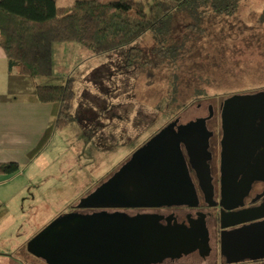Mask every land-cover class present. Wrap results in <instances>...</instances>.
Listing matches in <instances>:
<instances>
[{
  "label": "rangeland",
  "instance_id": "rangeland-1",
  "mask_svg": "<svg viewBox=\"0 0 264 264\" xmlns=\"http://www.w3.org/2000/svg\"><path fill=\"white\" fill-rule=\"evenodd\" d=\"M211 16L192 28L185 12L173 14L160 53L151 33L98 56L79 43H58L66 48L62 53L56 48L54 72L38 79L56 85L74 78L75 120L55 132L36 165L21 167L14 176L21 202L0 208L15 217L5 230L12 242H0V252L22 246L23 262L47 264L28 251L31 237L68 212L163 126L207 116L211 108L209 125L218 133L225 98L264 90V0H241L234 14ZM99 122L103 130L93 134ZM186 257H166L161 263L194 264L198 256ZM205 264L254 262L226 263L212 254Z\"/></svg>",
  "mask_w": 264,
  "mask_h": 264
},
{
  "label": "water",
  "instance_id": "water-1",
  "mask_svg": "<svg viewBox=\"0 0 264 264\" xmlns=\"http://www.w3.org/2000/svg\"><path fill=\"white\" fill-rule=\"evenodd\" d=\"M176 120L140 145L114 173L75 205L78 209L99 210L60 214L31 237L28 251L47 264H161L166 257L178 258L181 253L193 251V238L205 239V227L162 225L161 216L153 213L129 215L107 211L195 205L193 190L185 199L167 201L175 192L173 181L185 176V171L182 174L177 170L181 169L183 159L180 143L187 146L194 159H199L202 183L209 188L204 154L211 132L205 126V118L189 121L175 130ZM220 122L219 204L230 211L242 205L253 181L264 180V90L225 98ZM245 216L223 223L224 218L232 216L221 215L223 231L219 247L226 263L264 259V220L225 229L263 214Z\"/></svg>",
  "mask_w": 264,
  "mask_h": 264
},
{
  "label": "trees",
  "instance_id": "trees-1",
  "mask_svg": "<svg viewBox=\"0 0 264 264\" xmlns=\"http://www.w3.org/2000/svg\"><path fill=\"white\" fill-rule=\"evenodd\" d=\"M240 1L74 0L59 6L56 0H0V47L9 73L34 80L35 100L57 105L53 124L57 131L75 120L71 110L74 78L69 75L56 85L35 82L53 73V44L79 43L98 56L151 33L160 53L169 39L173 14L185 12L191 19L187 25L200 28L211 15L234 14ZM18 170L16 162L0 163V173L10 175ZM253 262L264 264V259Z\"/></svg>",
  "mask_w": 264,
  "mask_h": 264
},
{
  "label": "crops",
  "instance_id": "crops-1",
  "mask_svg": "<svg viewBox=\"0 0 264 264\" xmlns=\"http://www.w3.org/2000/svg\"><path fill=\"white\" fill-rule=\"evenodd\" d=\"M56 48L62 53L66 47L58 43L53 44V72L55 70L54 52ZM56 67L58 68L59 64ZM67 70L63 69L65 72ZM35 82L38 84L48 83L40 81L38 78L35 79ZM57 111L56 104L40 103L35 100L34 80H27L7 71L6 55L0 47V163L16 162L19 165V170L13 174L0 173V208L16 205L21 200L19 188L16 190L13 186L16 178L14 176L20 172L21 167L29 168L36 165L38 158L46 153V149L56 132L53 124ZM100 125L99 122V127L93 129V131L97 129L93 134L100 135L103 130L101 128L99 131L102 127ZM13 222H15L14 216H5L4 213L0 212V242H12V234H9L7 238L5 230ZM21 248L19 246V249L16 250L13 247L8 252H0V264H26L21 260L18 253ZM207 257L198 256L194 264L207 263ZM161 264L174 263L163 262Z\"/></svg>",
  "mask_w": 264,
  "mask_h": 264
},
{
  "label": "flooded vegetation",
  "instance_id": "flooded-vegetation-1",
  "mask_svg": "<svg viewBox=\"0 0 264 264\" xmlns=\"http://www.w3.org/2000/svg\"><path fill=\"white\" fill-rule=\"evenodd\" d=\"M209 113L205 118V126L208 131L211 132V135L208 137L207 146L205 151L206 164L208 165V171L210 175V185H203L201 176H200V167H199V159H194L192 154L188 152V148L184 143H180V149L182 152V164L181 169H177L181 171H185V176L177 177L176 180L173 181L175 189L174 195L168 198L167 201L185 199L188 192L193 190V196L195 200L193 203L195 205H163L160 207L154 208H127V209H108L107 211H122L129 215L142 214V213H153L161 216V224H179L180 226H184L187 229H197L199 227H205L206 230V238L202 237L193 238L195 248L193 251L187 253L188 259H191L194 256H200L202 258L210 257L212 254L214 256L220 257L223 261L225 258L220 254V233L223 231L221 228V215L228 213L229 216L222 220L223 223H230L234 220H239L241 218H245L248 214H263V216L253 219L251 221L242 222L239 224H235L232 226H228L225 229H235L241 227L244 224H248L252 221H262L264 220V180L253 181L251 184L248 193L242 199V205L238 206L230 211L223 209V207L219 204L220 201V150H221V122H220V131L218 133L212 129V126L209 125V121L211 120V108L209 109ZM200 118V117H199ZM197 119V118H196ZM175 120V119H174ZM171 120L170 122H172ZM192 121V120H191ZM169 122V123H170ZM189 122V121H188ZM167 123L166 125H168ZM186 124L179 123V120H176L173 128L176 130L177 126ZM165 125V126H166ZM164 127V126H163ZM162 127V128H163ZM161 128V129H162ZM153 136V135H152ZM259 150L256 151V153ZM191 154V155H190ZM177 172V171H176ZM240 178V177H239ZM190 185V187L188 186ZM183 192V193H182ZM87 211L93 212L99 209H78L75 206H71L70 211ZM252 213H246L251 212ZM86 212V213H87ZM242 213V214H239ZM244 213V214H243ZM196 232V235H198ZM218 246V247H217ZM217 247V249H216ZM185 253H181L179 257L184 255ZM207 257V259H208Z\"/></svg>",
  "mask_w": 264,
  "mask_h": 264
}]
</instances>
